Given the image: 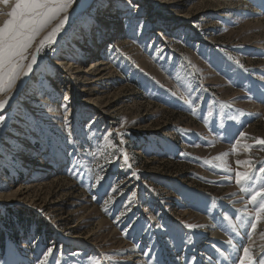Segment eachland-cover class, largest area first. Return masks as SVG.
Wrapping results in <instances>:
<instances>
[{"label": "rangeland", "instance_id": "374dc122", "mask_svg": "<svg viewBox=\"0 0 264 264\" xmlns=\"http://www.w3.org/2000/svg\"><path fill=\"white\" fill-rule=\"evenodd\" d=\"M145 1L79 10L39 53L30 94L3 113L0 264H135L141 253L159 263L167 235L177 250L190 248L187 233L203 235L206 215L232 238L213 245L212 264L234 252L226 264H264V249L249 250L251 260L242 249L250 237L264 247V213L256 217L264 199L251 201L264 188L262 0ZM63 55L78 67L100 61L105 75L86 91L73 80L66 101ZM95 92L107 110L89 103ZM246 171L255 178L238 184ZM97 174L105 179L93 187ZM109 237L117 241L107 251Z\"/></svg>", "mask_w": 264, "mask_h": 264}, {"label": "snow or ice", "instance_id": "6c2138e0", "mask_svg": "<svg viewBox=\"0 0 264 264\" xmlns=\"http://www.w3.org/2000/svg\"><path fill=\"white\" fill-rule=\"evenodd\" d=\"M73 3L74 0H16L15 6L8 14L9 18L3 24H0V94L10 92L11 89L17 86L18 80L33 71V65L38 62V54L46 45L51 46L54 43L57 34L68 19L67 16L61 17V13H67ZM128 6L134 9L139 7L132 0H128ZM261 6L264 7V0H262ZM53 20H58V23L36 43L40 32ZM137 27L142 29L143 22L137 21ZM34 43H36L35 50L29 53V49L33 47ZM237 63L239 62L237 61ZM68 99L67 96L64 97V100L67 101ZM8 102L9 98L0 99V113H2ZM62 107H64L65 111L67 110V104L62 105ZM4 120L5 116L0 114V124ZM116 135L123 134L117 133ZM240 135L244 134L241 133ZM257 142L264 145V139H259ZM123 159L125 162L128 161L126 153H123ZM237 163L241 162L237 161ZM98 167H100L101 171L103 170L102 166ZM128 167L130 168L131 165L129 164ZM258 173H264V167H261ZM133 175L135 176L136 173H133ZM254 178V175L247 171L244 173L237 172L236 174V182L238 184ZM104 179L103 175L97 174L95 176V184L92 186H101ZM262 194H264V188L252 195V203L255 204L258 197L264 199ZM261 213H264V203L259 204L256 212L257 219H259ZM251 226L252 228L256 227L254 223ZM187 227L193 228L195 226L189 224ZM228 243L231 244V241H228ZM150 252L151 250H149ZM51 253H53V247H48L43 252L44 258L46 259ZM244 254L246 258L251 260L248 248H244ZM41 264H43V261H41ZM241 264H243V261Z\"/></svg>", "mask_w": 264, "mask_h": 264}, {"label": "bare ground", "instance_id": "6f19581e", "mask_svg": "<svg viewBox=\"0 0 264 264\" xmlns=\"http://www.w3.org/2000/svg\"><path fill=\"white\" fill-rule=\"evenodd\" d=\"M7 1H8V3L6 4L5 0H0V24H3V22L9 18L8 14L11 12L12 7L15 3V0H7ZM108 1L109 0H84V1L79 0L78 2L75 1V3L71 6V8L68 9L67 13H61V17L67 16L68 17L67 21H68L76 13H78L79 10H81V9H85V11L88 12L94 2L100 3L101 4L100 7H102V6H104L105 3H109ZM143 2L147 3L145 0H143ZM102 11H103V9H102ZM96 14H97L96 17H101L104 15L102 12H98ZM118 17L119 16H117V15H111L110 16L111 19L109 20V23H111V24L114 23L115 20H118ZM56 23H58V20H54L47 27V29H45L40 34L38 41L41 38H43L45 35H47V33L51 31V29L55 26ZM82 32H84L83 29L82 28L79 29L77 34L70 40V42L73 40L74 44H75V42H76V44H78L77 40L79 39V36H80V34H82ZM81 46H84V43H82ZM35 47H36V45L34 46L33 51L35 50ZM84 47H86V46H84ZM61 57L64 60L62 61L60 59H56V64H57V66H59V64H61L62 67L60 70H65V72L68 71L70 73V74H68V76L72 80L71 81L69 80V82H68V80L65 81V79H59L58 82H59V84H61L65 88V90H67L66 94L69 96L68 98H71L70 94H72L74 89L76 88L75 83H74L75 80H77V83L79 85H81V87H82L81 89L83 91H86L87 90V88H86L87 83L86 82L87 81L91 82V79H98L102 74H104L105 70H107L106 68H103L104 66L102 65V63L100 61H98L94 64L91 63L85 67H78L77 65L74 66V63L76 62L75 60H74L75 62H72L73 61L72 57H74V56L69 55L70 58H68V59L64 55ZM38 59H39V54H38ZM58 70H59V68H58ZM37 75H39V72H38V70H36V65H33V71L31 73H29L27 76L22 77V79L19 81V84L17 85L16 91L14 93H12L11 95H8L5 97L1 96L0 99L9 98V101L15 100L14 103L19 102L18 100L23 99V96L25 95V93H29L31 88L35 87V83L37 82L36 80L38 77ZM63 77H65V75H63ZM52 80L54 81V79H52ZM73 80H74V82H72ZM55 82H57V80H55ZM95 95H99V92H95V94L93 96L88 95L87 100L89 101V103L93 102L96 104L97 102H100L101 98L96 97ZM93 97H96V98H93ZM100 106L103 110H107L109 105H108V103H104V104L101 103ZM26 188L27 187H21V188L17 189L16 191H13L11 194L15 195V193H18V192H20L21 194H24L25 190H27ZM0 197H7V196L0 195ZM8 198H10V197H8ZM232 219H234V222L232 221ZM236 221H237V219L235 217L230 219V222L233 224H236ZM201 226H202L203 235H200L201 238L196 237L194 235V238L191 240V247L190 248L186 247V245L182 244L181 245V249L183 250V252H182L181 249L177 250L175 248L176 245H178V244L167 243V241H166L162 247H157L159 250H161L160 252H161L162 258L164 256V260L162 262L160 261L159 263H156L153 260H146L147 257L141 253L142 257L139 258L135 264H190L189 261L193 262V264H212V260L209 258V251L214 248L213 245L217 242H220V240H222L224 243H226V242L228 243V241L232 242V238L230 236H228L227 234H225L224 231L219 228L218 222H214V226H213L209 221L207 223L202 224ZM78 236H79L78 234H74L73 238L77 239ZM113 236H115V234H113ZM112 237H109V240L106 241V243H108L106 245L108 247L107 251L111 250L110 246L112 244H115L117 241V240H113L114 238H112ZM170 238H172V237L171 236L167 237V240H169ZM200 239H201V241L204 239H206V241L208 239H212V241L208 240L207 242L201 243V245H204L206 243V246H208V249H206V246L200 247V242H201V241H199ZM247 243L243 244V248H242L243 251H244V248H248L252 252L258 251V250H260V248L264 249L263 245H261V244H251V237L247 240ZM119 245H121L120 248H123V251H124V249L130 250V247L123 246L124 244H122V242H120ZM219 249H221V247ZM234 253H233V256H234ZM242 254H243V252H242ZM182 257H183V259H182ZM225 257H227V259H225L223 264H226L228 261L232 260V257H228L227 253L225 254ZM256 261L260 262V259L258 257H256Z\"/></svg>", "mask_w": 264, "mask_h": 264}, {"label": "water", "instance_id": "95a60500", "mask_svg": "<svg viewBox=\"0 0 264 264\" xmlns=\"http://www.w3.org/2000/svg\"><path fill=\"white\" fill-rule=\"evenodd\" d=\"M14 101H15V100H13V101H12V100L9 101L8 104L5 106L4 110L2 111V113H0V114H3V113L6 112L8 109H10V107L13 105Z\"/></svg>", "mask_w": 264, "mask_h": 264}, {"label": "trees", "instance_id": "16d2710c", "mask_svg": "<svg viewBox=\"0 0 264 264\" xmlns=\"http://www.w3.org/2000/svg\"><path fill=\"white\" fill-rule=\"evenodd\" d=\"M30 213V212H29ZM36 221H38V220H35L34 219V222H36ZM40 221V220H39ZM3 240V236L2 235H0V242Z\"/></svg>", "mask_w": 264, "mask_h": 264}]
</instances>
